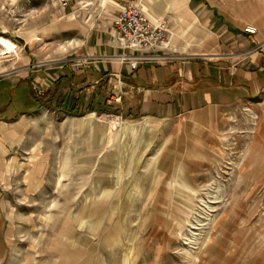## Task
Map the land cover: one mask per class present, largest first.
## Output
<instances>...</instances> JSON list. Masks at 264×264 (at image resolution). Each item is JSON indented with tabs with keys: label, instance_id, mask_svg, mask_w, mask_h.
<instances>
[{
	"label": "rangeland",
	"instance_id": "rangeland-1",
	"mask_svg": "<svg viewBox=\"0 0 264 264\" xmlns=\"http://www.w3.org/2000/svg\"><path fill=\"white\" fill-rule=\"evenodd\" d=\"M105 1L63 9L0 0V36L17 45L0 52V77L67 60L83 30L57 32L53 16L86 25L88 9L114 13ZM151 3L162 10V0L143 4ZM159 18L169 34V19ZM214 119L129 118L109 108L27 114L2 179L11 222L4 264H264V96Z\"/></svg>",
	"mask_w": 264,
	"mask_h": 264
},
{
	"label": "crops",
	"instance_id": "crops-1",
	"mask_svg": "<svg viewBox=\"0 0 264 264\" xmlns=\"http://www.w3.org/2000/svg\"><path fill=\"white\" fill-rule=\"evenodd\" d=\"M74 1L59 5L74 8ZM146 1L106 0L116 4L114 13L88 9L86 25L73 14L64 20L55 14L51 24L55 31L63 26L83 30L71 56L31 76L0 77V264L11 249L2 179L27 114L54 110L81 115L109 108L129 118L170 120L195 114L213 122L216 115H232L240 105L264 96V0H162L161 11L154 3L145 6ZM126 2L145 7L154 23L166 16L167 41L146 52L123 47L113 21ZM247 25L256 26L257 32H247ZM124 54L145 57L133 68ZM31 83L48 92L49 102L29 110L25 91L29 86L33 94Z\"/></svg>",
	"mask_w": 264,
	"mask_h": 264
},
{
	"label": "built area",
	"instance_id": "built-area-1",
	"mask_svg": "<svg viewBox=\"0 0 264 264\" xmlns=\"http://www.w3.org/2000/svg\"><path fill=\"white\" fill-rule=\"evenodd\" d=\"M52 1L63 6H69L72 0ZM113 26L120 44L138 52L149 51L155 45L167 41L168 27L165 21L159 20L154 23L139 6L130 2H126L120 7L114 18ZM244 29L250 33L257 32V27L253 25H247ZM144 57L143 54L123 55V58L129 61L133 68H136ZM79 66L80 63H76V68ZM32 86L37 94H43L44 88L35 83Z\"/></svg>",
	"mask_w": 264,
	"mask_h": 264
},
{
	"label": "bare ground",
	"instance_id": "bare-ground-1",
	"mask_svg": "<svg viewBox=\"0 0 264 264\" xmlns=\"http://www.w3.org/2000/svg\"><path fill=\"white\" fill-rule=\"evenodd\" d=\"M16 49L17 45L14 40L5 36H0V52L2 55H10L11 53L15 52Z\"/></svg>",
	"mask_w": 264,
	"mask_h": 264
},
{
	"label": "trees",
	"instance_id": "trees-1",
	"mask_svg": "<svg viewBox=\"0 0 264 264\" xmlns=\"http://www.w3.org/2000/svg\"><path fill=\"white\" fill-rule=\"evenodd\" d=\"M33 98L35 99V101L38 102L39 105L41 104H47L49 102L48 99V92H44L43 94H37L35 91L32 94Z\"/></svg>",
	"mask_w": 264,
	"mask_h": 264
}]
</instances>
